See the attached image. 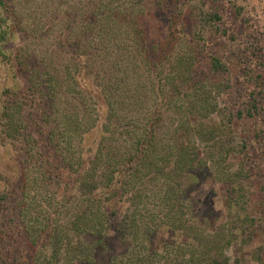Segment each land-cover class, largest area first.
Masks as SVG:
<instances>
[{
  "label": "trees",
  "instance_id": "obj_1",
  "mask_svg": "<svg viewBox=\"0 0 264 264\" xmlns=\"http://www.w3.org/2000/svg\"><path fill=\"white\" fill-rule=\"evenodd\" d=\"M145 2L0 0L4 140L31 143L26 104L14 90L23 83L45 128L42 146L23 156L44 157L45 171L61 179L57 191L64 185L62 209L71 205L65 222L59 215L23 225L32 254L23 255L24 264H246L229 251L241 252L255 233L247 183L251 156L264 149L257 126L264 122V80L255 67L242 70L249 87L232 103L226 92L234 86L217 81L231 75L232 56L215 53L206 69L198 67L214 36L181 42L176 18L164 42L150 45ZM27 3L34 7L29 15ZM200 23L218 34L223 18L203 13ZM16 35L22 39L12 50ZM246 113L255 127L239 140L234 127ZM96 132L93 152L87 139ZM25 168L23 195L30 185ZM208 181L225 187L228 219L218 225L195 215L197 187ZM6 199L0 191V206Z\"/></svg>",
  "mask_w": 264,
  "mask_h": 264
},
{
  "label": "rangeland",
  "instance_id": "obj_2",
  "mask_svg": "<svg viewBox=\"0 0 264 264\" xmlns=\"http://www.w3.org/2000/svg\"><path fill=\"white\" fill-rule=\"evenodd\" d=\"M145 6L146 15L142 27L150 45L164 42L169 36V20L176 18L178 26L175 36L181 38V42L186 40V36H205L203 37L205 39L214 36L210 47L208 45L207 49L202 51L198 67L204 68L208 64L210 56L215 53L227 57L232 56V59H228L231 62V75L217 80L218 83L234 86L233 94L230 93V90L226 92V98L232 103H237L234 97L244 96L245 89L247 90L249 87L248 77H245L244 74L242 76L243 71L247 72L255 67L257 74H260L264 80V0H165L164 3L157 0H146ZM27 8L26 14L29 15L34 7L27 3ZM45 12L43 11V14ZM203 13H218L222 16L223 25H221L222 29L218 34H215L217 29L215 26L209 28L201 26L200 19ZM28 15L27 17H29ZM56 30L58 27L51 30L53 35L56 34ZM31 37L33 38V36ZM52 37L54 36H50V39ZM21 39V36L16 35L14 42L8 45V48L18 49ZM238 63H242L243 67ZM89 84L92 85V82ZM14 90L15 96H18L17 100L23 99L26 104L24 117L30 130L32 144L27 145V141H25L20 147L18 144L4 140L6 138L4 129L6 128L2 121L0 122L2 125L0 129V191L7 197L4 204L0 206V264H24L23 255L25 258L31 259L32 254L26 253L28 252V248H26L28 243L23 236V225L36 226L39 222H47L48 217L57 218L59 215L62 223L69 218V216L66 217L65 212L71 210V205L66 203V207L62 209L64 204L62 203V188L64 185L57 191V184L61 179L55 172L51 175L50 171L48 173L45 171L44 157L27 160L23 156L25 148L42 146L44 139L42 134L45 132V128L41 122V109L39 110L30 94L27 93L26 86L19 83V87ZM2 93H4V87L0 80V103L3 102H1ZM103 110L102 116L105 114V107ZM257 126L264 130V122H260ZM254 127V121L246 113L234 127L235 135L239 137V140L247 139L249 131H253ZM246 130L247 133H245ZM98 138V132L91 135L87 139V148L95 152ZM39 150L42 154V147H39ZM251 161L253 169L251 170L252 179L247 183L249 190L247 207L250 217L255 220V224L250 229L251 232H255L253 242L239 253L234 250L235 247L229 251V255L241 257L246 264H264V149L252 155ZM24 168L28 174V180H30L26 195H23L22 191H18ZM60 172L63 173L61 170ZM63 178L65 182H68L67 174ZM74 179L70 177V182L72 183ZM51 182L52 186H50ZM197 190L195 200L199 206L195 208V215L212 219L216 225L227 221L225 187L219 182L208 181L198 185ZM65 196H70L68 189ZM23 210L25 212L21 214ZM115 223L113 222V227H115ZM171 238V236L165 237L167 240ZM111 242L113 247L117 246L115 234ZM45 251L46 249H44Z\"/></svg>",
  "mask_w": 264,
  "mask_h": 264
}]
</instances>
